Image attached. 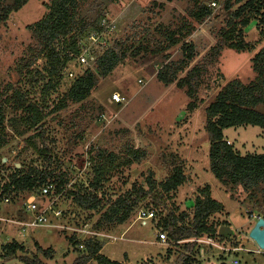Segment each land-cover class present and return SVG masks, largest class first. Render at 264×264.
<instances>
[{
	"label": "rangeland",
	"instance_id": "374dc122",
	"mask_svg": "<svg viewBox=\"0 0 264 264\" xmlns=\"http://www.w3.org/2000/svg\"><path fill=\"white\" fill-rule=\"evenodd\" d=\"M199 1L210 10L200 21L188 18L196 0L81 1L69 26L79 50L84 46L98 54L104 50L100 43L105 42L108 48L119 51L121 60L106 76L97 65L90 68L77 59L69 62L58 86L48 94V103L62 99L86 69L95 74L96 86L83 101H67L64 109L44 120L42 128L29 127L25 122L29 116L26 106L42 101V83L20 71L25 69L22 61L34 59L29 70L36 68L38 78L45 75L46 59L39 54L41 47L28 26L48 13L51 0H28L8 14L6 7L14 1H0V108L5 126L0 188L20 163L38 168L47 165L68 175L67 189L74 185L89 192L93 189L94 165L104 162L112 170L103 176L95 192L104 200L114 201L139 187L148 191L149 181L153 186L122 223L101 220L106 209H81L71 196L61 193L56 204L63 211V219H52V226L35 227L29 225L33 218L23 226L19 224L29 217L23 203L30 192H9L6 197L10 196V201L0 205V264H24L23 257L40 256L35 243L54 252L52 260L40 256L46 264H74L84 251L81 245L89 240L100 243V253L121 264H177L186 252L187 241L196 243L192 253L196 264H264V250L249 238L257 217L264 218V186L243 193L237 186L221 183L211 169L205 130V108L217 93L233 79L245 85L254 81L253 60L264 46V36L252 21L244 28L246 50L230 48L223 43V33L239 5L226 10V0H217L215 8L208 7L212 0ZM185 21L192 23L190 33L183 27ZM169 34L179 40L178 44L169 46ZM186 43L192 48L190 60L182 50ZM129 46L132 48L124 50ZM188 74L196 81L188 83ZM171 77L175 80L166 83ZM179 79L185 80L184 90L177 86ZM191 87L193 94L187 96L185 90ZM114 93L124 96L126 103H112ZM41 131L50 151L49 163L30 144L41 148V139L36 136ZM224 135L240 155L264 153V129L241 126L225 130ZM179 168L184 170V183L172 192H162V183ZM205 186L223 206L208 221L219 224V228L231 226L230 239H213L218 246L197 243V238L171 239L162 226L165 216L174 211L184 222L189 221L194 198ZM32 193L37 195V204L49 200L41 199L36 190ZM140 208L155 210V217L146 225L137 220ZM158 231L165 232V243L158 240ZM13 241L24 251L4 257L5 248ZM234 259L237 263L232 262ZM86 264L98 263L91 260Z\"/></svg>",
	"mask_w": 264,
	"mask_h": 264
},
{
	"label": "trees",
	"instance_id": "16d2710c",
	"mask_svg": "<svg viewBox=\"0 0 264 264\" xmlns=\"http://www.w3.org/2000/svg\"><path fill=\"white\" fill-rule=\"evenodd\" d=\"M13 1L10 7H6V14L18 10L28 2V0ZM81 1L84 0H51L50 5H48V13L39 21L28 26L41 47L39 54H42L46 59L43 69L45 75H39V78L35 73L36 68L33 69L34 71L29 70L30 67L34 66L35 60L22 61L25 69L20 73L24 72L27 76H31L30 80L34 78L35 82L41 81L42 83V101L37 104L29 103L25 108L29 114L25 122L29 127L39 125L42 128L44 120L64 109L67 106V101L72 103L83 101L96 86L95 74L86 69L83 75L73 81L62 99L57 103L50 104L47 102L48 94L58 86V81L63 76L67 64L76 60L80 54L79 47L72 37V30L69 26ZM234 4L239 6L227 21L228 30L223 33V43H226L232 49L243 51L247 48V42L244 40V28L252 21L256 22L257 30L264 36V0H226L225 9L229 10ZM209 14L210 10L207 6L202 1L196 0L195 7L188 12V18L200 21ZM185 22L186 24L183 27L190 33L192 23L190 21ZM178 42V39L171 38L169 34V46L176 45ZM122 46L124 45H120V47ZM131 48L132 46L125 47L124 50ZM182 50L185 59L190 60L192 58L191 45L184 44ZM153 52L159 53V50ZM120 60L121 54L119 51H116L115 48H108L97 59V69L103 76H106ZM253 69L256 72L253 82L245 85L238 79L229 81L217 93L215 100L205 108V130L210 141L208 157L212 172L221 183L237 186L241 188L243 193L262 190L261 188L264 186V153L238 154L226 141L224 131L241 126H254L264 129V46L253 60ZM21 75L23 74L21 73ZM190 75L188 74L186 77L187 82L191 83V79L196 81ZM45 79L46 81H44ZM174 80V77H171L166 83H172ZM184 82V79H179L177 81L178 88L184 90ZM192 85V87L195 86L194 83ZM192 87L185 90L187 96L193 94ZM18 95L22 97L20 93ZM193 106V104H190L191 108ZM4 131V116L0 108V148L4 144ZM36 136L41 139V148L34 142L30 141V144L49 163L51 155L48 144L44 140V132L41 131ZM111 170L112 167L104 162L94 165L95 177L92 182V191L86 192L73 185L74 190L66 189L64 194L71 196L75 204L81 209L97 211L106 209L101 220L108 223H122L129 218L140 201L152 191L153 186L149 181L148 191L139 187L132 193H128L114 201L104 200L102 197H98L95 192L98 190L103 176ZM184 181V170L179 168L162 183L161 190L165 193L172 192L181 186ZM47 183H51L54 186L55 193L60 194L70 183V178L63 172L50 169L47 165L38 168L35 166L25 167L20 163V167H13L12 173L8 175V180L2 185L0 191L2 196L12 191L35 192ZM222 209V204L211 197L209 186H205L199 190V194L194 198L193 215L189 221L184 222L182 216H176L174 211H171L165 216L162 226L168 232L169 237L175 241L198 239L204 236L217 239L222 237L218 235L219 224L209 223L208 220ZM184 244L186 252L180 255L177 264H196L192 255L196 243L187 241ZM81 246H85L84 251H81V257L76 259L74 264H86L91 260L97 261L98 264H121L102 255L100 253V243L97 241L89 240ZM35 248L44 260L54 259L52 249H44L38 243H35ZM4 251V257H14L18 251H24V247L13 241ZM40 256L36 254L32 258L23 257L21 261L24 264H46Z\"/></svg>",
	"mask_w": 264,
	"mask_h": 264
},
{
	"label": "built area",
	"instance_id": "2783aa9c",
	"mask_svg": "<svg viewBox=\"0 0 264 264\" xmlns=\"http://www.w3.org/2000/svg\"><path fill=\"white\" fill-rule=\"evenodd\" d=\"M209 8H215L218 7V1L217 0H212L208 4ZM101 45L104 44V50H101L100 53L94 54L92 50H87L83 49L84 46L80 47V54L77 57V60L81 64H86L90 68H93L96 65L97 59L99 56H101L107 49V45L105 42H101ZM102 47V46H101ZM110 101L112 103L116 104H125L126 99L124 96L114 93L110 96ZM70 186V183L66 186L65 190H63V193L66 191L67 187ZM35 193V192H34ZM38 195L42 197L41 199L48 198L49 200L46 201V203H40L37 204V195L33 194L32 192L28 193L24 197V203H23V208L26 212L30 213L32 215V221L29 222L30 226H52V219H57L61 220L63 218V211L61 208L57 207V200L60 194H56L54 191V186L51 183L44 184L39 190H38ZM7 195L3 196L0 198V202H9L10 201V196L6 197ZM74 215V214H73ZM72 215V216H73ZM75 216V215H74ZM73 216V217H74ZM155 217V210L154 209H143L140 208L137 211V220L141 221L143 225L147 224L148 220H152ZM70 229V227L68 228ZM157 238L161 243H165L167 241V236L165 232L163 231H158L157 233ZM207 239H197V243H208L212 244L213 246H218L216 243H214L212 238L206 237ZM237 249V248H235ZM234 250V249H232ZM233 263H237V260H233Z\"/></svg>",
	"mask_w": 264,
	"mask_h": 264
},
{
	"label": "water",
	"instance_id": "95a60500",
	"mask_svg": "<svg viewBox=\"0 0 264 264\" xmlns=\"http://www.w3.org/2000/svg\"><path fill=\"white\" fill-rule=\"evenodd\" d=\"M20 167L19 164L16 165ZM231 230L228 227H220L218 229V235L230 239ZM249 238L255 242L257 247L261 250H264V218L257 217V220L249 232Z\"/></svg>",
	"mask_w": 264,
	"mask_h": 264
},
{
	"label": "crops",
	"instance_id": "0c3cea01",
	"mask_svg": "<svg viewBox=\"0 0 264 264\" xmlns=\"http://www.w3.org/2000/svg\"><path fill=\"white\" fill-rule=\"evenodd\" d=\"M224 132H225V131H224ZM225 137H226V135H225ZM4 203H5V202H0V205H3ZM24 212H25V214H27L29 217H28V219H26V221H24L25 223H23V222L19 223V222H18V223H19L20 225H22V226L25 225V224H27L28 221L31 220V218H32V215H31L30 213H28V212H26V211H24ZM29 218H30V219H29ZM227 221H228V222L230 223V225H231V222H230L228 219H227ZM249 221H250V220H249ZM29 222H30V221H29ZM14 223H16V221H14ZM228 229H230V230L232 231L231 226H230ZM232 232H233V231H232ZM231 234H232V233H231ZM253 250H254V249H251L252 252H254ZM252 252H251V253H252ZM255 252H258V251H255ZM258 253H259V252H258Z\"/></svg>",
	"mask_w": 264,
	"mask_h": 264
}]
</instances>
